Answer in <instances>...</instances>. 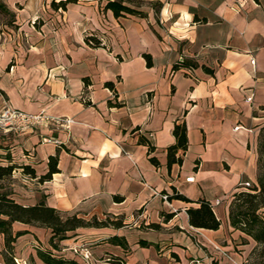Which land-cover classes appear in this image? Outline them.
<instances>
[{"label": "crops", "instance_id": "obj_1", "mask_svg": "<svg viewBox=\"0 0 264 264\" xmlns=\"http://www.w3.org/2000/svg\"><path fill=\"white\" fill-rule=\"evenodd\" d=\"M59 1L0 0V114L9 108L38 115L0 120L11 162L36 175L17 167L9 188L23 205L43 200L63 215L121 224L77 227L52 247L49 228L14 221L13 232L25 231L13 243L14 258L46 264L36 248H49L79 264H114L112 256L128 264H232L213 242L236 264H248L256 242L231 226L229 204L244 182H256L264 0H148L144 9L131 0L143 14L120 16L106 0L52 5ZM175 122L186 126L187 148L181 164L167 167ZM50 156L58 171L40 181ZM200 199L210 204L217 229L189 224L186 209ZM80 243L90 248L88 263L69 250ZM3 247L0 235V264Z\"/></svg>", "mask_w": 264, "mask_h": 264}, {"label": "trees", "instance_id": "obj_2", "mask_svg": "<svg viewBox=\"0 0 264 264\" xmlns=\"http://www.w3.org/2000/svg\"><path fill=\"white\" fill-rule=\"evenodd\" d=\"M70 1L75 0H60L57 4L52 2V5L64 8L66 3ZM130 1L106 0L104 7L111 9L115 16L124 14L142 15L141 11L128 4ZM153 5L154 9L157 10L158 3ZM85 41L92 46H99L101 42L98 38L92 36L85 37ZM145 56L146 64L149 65L150 57L148 55ZM106 85L112 87L111 83H106ZM172 134L174 142L166 147L167 167H170L173 163L181 164L182 162V155L187 148L184 122H175L172 127ZM258 137L256 144V182L251 184L250 187H246L247 190L237 191L232 194L229 204V220L232 227L242 231L256 242L252 254L257 257L256 264H264V125L260 128ZM138 142L147 146L150 162L155 166L159 165L157 158L151 155L154 147L149 140L145 136H139ZM17 167H20L23 173L32 177L36 176L34 169L29 165L18 166L11 162L10 159L7 160V163H0V235L3 237L4 247L1 254L5 264H17L13 256V243L19 235L25 233V231H12L11 225L14 221L37 224L49 228L51 232L49 243L52 247L56 246L54 239H62L67 231L74 230L77 227L107 224L119 226L121 224L119 220H110L109 216H106L104 220H97L96 217L85 220L76 214L63 215L53 207L46 205L43 200L33 205L18 203L9 188L12 172ZM57 171V157L50 156L47 161V170L39 176V180H48ZM5 180L6 183H4ZM172 196L186 202H192L179 193H173ZM114 199L119 200L120 197L114 196ZM167 199H170L169 195H167ZM195 202L198 203L197 207H188L186 209L189 224L193 227L217 229L220 222L214 215L210 204L203 199ZM36 254L46 264H79L75 259L58 255L49 248H36ZM110 261L114 264H128L123 258L118 256H112ZM29 264L35 263L31 261Z\"/></svg>", "mask_w": 264, "mask_h": 264}, {"label": "built area", "instance_id": "obj_3", "mask_svg": "<svg viewBox=\"0 0 264 264\" xmlns=\"http://www.w3.org/2000/svg\"><path fill=\"white\" fill-rule=\"evenodd\" d=\"M251 61H252V63L254 62L253 60H251ZM37 118H38V115L28 114V113H25L19 109L5 108L4 111L0 114V120L7 119V120L18 121V122H26L28 120H34ZM57 120L62 122V125H65V126H68L71 122H73V120L71 118H63V119L59 118ZM192 180H193L192 176H188L186 178V181H192ZM250 186H251V183H249V182L243 183V187H245V188L250 187ZM162 198L164 200H166L167 195L163 194ZM210 244L212 245L214 250L219 251L223 255L227 256V258L229 259V261L232 264H236L235 260L231 256L227 255V253L225 251L221 250V248L219 247L218 244H215L213 242H210ZM69 250L71 251V253L73 255L78 256L84 263H88L90 258H91L90 248L88 247V245H86L84 243H80V244L70 246ZM15 260H16L17 264H19L18 260L17 259H15ZM190 264H199V260L194 259L191 261Z\"/></svg>", "mask_w": 264, "mask_h": 264}, {"label": "rangeland", "instance_id": "obj_4", "mask_svg": "<svg viewBox=\"0 0 264 264\" xmlns=\"http://www.w3.org/2000/svg\"><path fill=\"white\" fill-rule=\"evenodd\" d=\"M132 4L136 8L144 9V8H146L149 5V2H148V0H132ZM153 7H154V5H153ZM5 19H6V17L0 16V21L5 20ZM37 21L42 23V20L39 19V18H38ZM0 136H1V133H0ZM258 136H259V134H258ZM258 138L259 137H257V141H258ZM8 153L9 152L6 150V148H3V146L0 144V156H1L0 163H7V160L11 158V157L10 158L8 157ZM6 157H8V158H6ZM12 181H13V179L11 177L10 183H12ZM4 183H6V180L4 181ZM243 190H247V189L243 188V189H241L239 191H243ZM256 262H257L256 255L251 253L250 260H249L248 264H256Z\"/></svg>", "mask_w": 264, "mask_h": 264}]
</instances>
